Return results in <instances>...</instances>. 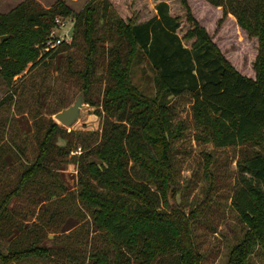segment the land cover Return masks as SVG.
I'll return each mask as SVG.
<instances>
[{
  "label": "trees",
  "instance_id": "1",
  "mask_svg": "<svg viewBox=\"0 0 264 264\" xmlns=\"http://www.w3.org/2000/svg\"><path fill=\"white\" fill-rule=\"evenodd\" d=\"M117 1L89 0L74 13L63 0L50 8L25 0L10 12L0 13V73L11 88L14 78L29 65L31 71L42 63L47 66V58L50 61L80 45L79 33L86 53L82 75L88 91L97 55L105 52V43L111 45L107 48L111 81L98 111L105 114L102 130L90 134L91 142L84 138V151L72 156L78 165V190L73 193L59 174L74 146L69 141L68 147L59 144L58 133L66 130L49 119L35 160L25 165L17 186L0 202V242L14 231L18 236L35 232L27 248L9 253L0 249L4 264L31 256L53 257L54 249L38 240L43 232L60 228L72 216L78 222L88 216L96 227L97 242L92 243L89 264H203L193 224L213 201L216 186L214 177L208 176L207 196L189 204V210L178 200L181 172L174 159V142L186 128L182 120L175 121L179 100L190 99L192 117L200 129L198 140L216 148L264 146V0H209L233 14L250 36L260 38L255 78L227 60L194 16L188 0H181L190 23L183 36L182 19L173 13L168 0H159L153 15L141 20L122 17ZM70 15L76 18L72 43L42 52L56 18ZM4 35L9 37L2 40ZM143 62L153 72V94L133 81L134 66ZM14 89L5 101H12L18 86ZM4 148L0 147L4 154L12 155ZM23 154L21 148L13 155L19 161ZM210 161L208 153L207 175ZM237 165L240 178L232 206L248 229L231 249L228 264H250L256 247L264 249V153L257 152ZM42 173L45 177H38ZM35 184L47 207L29 228L16 220L13 201ZM66 201L70 204L64 209L55 208L46 215L52 211L51 204Z\"/></svg>",
  "mask_w": 264,
  "mask_h": 264
},
{
  "label": "rangeland",
  "instance_id": "2",
  "mask_svg": "<svg viewBox=\"0 0 264 264\" xmlns=\"http://www.w3.org/2000/svg\"><path fill=\"white\" fill-rule=\"evenodd\" d=\"M23 1L25 0H0V13L10 12ZM35 1L44 8H50L58 0ZM63 1L73 9L74 13H78L89 0ZM158 1L120 0V3L117 1V7L122 17L133 16L134 19L141 20L153 15V8ZM168 1L173 13L182 19L180 35L183 36L190 27L186 19V11L181 0ZM188 2L194 16L206 27L211 39L227 60L244 75L255 78L254 64L262 49L260 38L250 36L240 26L238 19L233 14L225 12L222 6L214 5L209 0H188ZM59 17H63L65 22L63 27H59V31L61 33L70 31L73 41L75 16ZM77 34L76 39L80 45L72 46L50 61L47 58V66L42 63L31 71L29 65L22 74L14 78L13 86L15 88L18 86V90L14 91L12 101L4 99L15 89L7 85L0 73V147L12 151L10 152L12 155H7L0 150V202L17 186L25 165L35 160L39 141L45 133L49 119H53L63 130H66L58 133L59 144L66 145L69 141L74 146L68 159L63 161L59 168V174L61 180L73 193L78 190V165L72 156L84 151L81 144L84 138L91 142L93 139L90 134L92 132L100 134L102 130L105 114L101 116L98 111L102 110L105 88L111 81L107 71L109 62L107 48L111 45L105 43V52L97 55L96 69L90 79V87L86 91V80L82 75L86 71V53L83 48V37ZM72 41L67 44H71ZM49 42L48 40L47 46L41 49L42 52L53 49ZM185 43L190 45L189 41L185 40ZM132 75L133 81L142 90L149 94L154 93L153 72L147 62L137 63ZM80 94L84 96L80 119L72 128H68L55 118V114L74 104ZM174 114L175 121L182 120L186 126L182 137L174 142V159L181 172L178 200L189 210V204L195 205L207 196L210 186L208 176L214 177L216 186L214 199L203 216L194 222L193 227L196 241L204 255L203 264H228L231 249L243 239L248 229L232 206V196L239 186L240 178L237 163L257 152L264 153V146L250 144L216 148L210 142L198 140L196 136L200 133V129L192 117L189 97L179 100ZM71 130H74V133H70ZM21 148L24 151L23 157L16 161L14 151H21ZM208 153L211 155L209 175L205 172ZM2 161L5 162V167ZM38 177L45 175L42 173ZM37 188H39L38 184L29 186L22 196L13 201L16 220L23 222L29 228L34 224V220H39L38 216L43 215L41 211L47 207V201L37 193ZM68 204L69 201L63 205L53 203L52 211L46 215L50 216L55 208L62 210ZM82 217L80 222L73 216L69 217L65 224L59 226L60 228L43 232L41 235L43 238L38 242L54 249V256L50 259H47V256H31L21 261H13L11 264H89V253L94 250L92 243L97 242V230L90 217L83 219ZM34 233L28 230L22 236H18L19 232L14 231V235L9 238L6 235L1 240L0 249L3 253H9L27 248L35 239ZM69 234L71 238L68 237ZM14 238L16 240L12 242ZM0 264H4L1 256ZM250 264H264L262 247H256L250 258Z\"/></svg>",
  "mask_w": 264,
  "mask_h": 264
},
{
  "label": "water",
  "instance_id": "3",
  "mask_svg": "<svg viewBox=\"0 0 264 264\" xmlns=\"http://www.w3.org/2000/svg\"><path fill=\"white\" fill-rule=\"evenodd\" d=\"M8 37L9 35H4L1 37V39L5 40ZM83 105L84 96L83 94H80L74 104L57 112L55 114V118L58 119L66 127L72 128L80 119Z\"/></svg>",
  "mask_w": 264,
  "mask_h": 264
},
{
  "label": "built area",
  "instance_id": "4",
  "mask_svg": "<svg viewBox=\"0 0 264 264\" xmlns=\"http://www.w3.org/2000/svg\"><path fill=\"white\" fill-rule=\"evenodd\" d=\"M63 19V17H57L55 20V25L51 30L49 43L52 45V47H57L63 43H69L72 41V34L70 31H66L64 33L59 31V27H63L65 25Z\"/></svg>",
  "mask_w": 264,
  "mask_h": 264
}]
</instances>
